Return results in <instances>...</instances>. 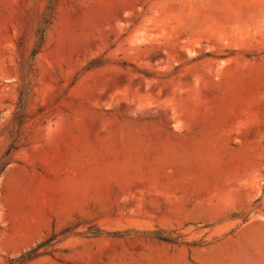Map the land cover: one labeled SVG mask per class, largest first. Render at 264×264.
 <instances>
[{"label":"rangeland","instance_id":"rangeland-1","mask_svg":"<svg viewBox=\"0 0 264 264\" xmlns=\"http://www.w3.org/2000/svg\"><path fill=\"white\" fill-rule=\"evenodd\" d=\"M0 161V264H264V0H0Z\"/></svg>","mask_w":264,"mask_h":264},{"label":"trees","instance_id":"trees-1","mask_svg":"<svg viewBox=\"0 0 264 264\" xmlns=\"http://www.w3.org/2000/svg\"><path fill=\"white\" fill-rule=\"evenodd\" d=\"M41 31L40 33L43 32V28L44 25L48 24V14H44V17L42 19V23H41ZM6 157L8 156V153H6L5 155ZM8 165V161H0V174L4 171V169L6 168V166ZM159 240H168V239H164L162 237H157ZM53 240V236L51 238H48L47 240L36 244L34 247L30 248L29 250L21 253L18 257L9 259L7 262L8 264H24L26 262H30L44 254H46L45 252H40V249L43 246H51V242Z\"/></svg>","mask_w":264,"mask_h":264}]
</instances>
